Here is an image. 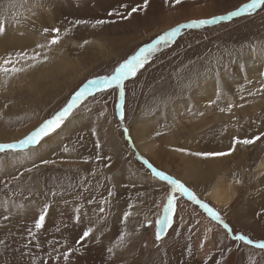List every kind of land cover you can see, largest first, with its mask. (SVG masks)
<instances>
[{
	"label": "rangeland",
	"instance_id": "obj_1",
	"mask_svg": "<svg viewBox=\"0 0 264 264\" xmlns=\"http://www.w3.org/2000/svg\"><path fill=\"white\" fill-rule=\"evenodd\" d=\"M246 2L182 0L176 5L171 0H150L146 9L125 20L109 13L126 15L143 0H0V18L6 22V30L0 32V60L8 53L17 59L15 52L25 49L29 54L34 49L43 54L45 49H36V45H46L54 35L43 34L48 27L60 29V42L47 48V55L61 46L71 62L51 74L45 72L47 61L38 63L44 71L37 80L38 70L31 69L25 71L30 79L16 75L0 81V143L25 136L63 107L84 82L110 74L120 61L165 30L193 19L227 15ZM98 19L110 22L95 25ZM77 20L86 23L77 25ZM250 62L262 72L249 75ZM207 84L213 85L209 94L204 92ZM262 86L264 9H258L251 15L182 30L174 43L124 82L123 120L116 108L121 102L119 90L97 92L38 146L0 153V264H14L26 251L34 256L35 250L47 257L46 261L33 257L32 264H45L52 255L54 264H63L60 261L68 248L74 250L69 258L78 260L77 264H84L92 252L97 256L90 258L91 264H148L151 259L156 264H264V251L235 241L186 197L179 198L172 226L157 241L155 222L163 214L170 186L154 178L137 159V154L147 157L134 145L140 135L138 126L149 121L153 124L149 136L165 144L168 168L174 172L178 162L175 172L179 177L163 168L168 163L163 160L158 169L182 180L215 210L205 191L213 187L218 175L233 184L239 179L236 197L217 211L233 233L264 240V178L260 181L261 176L255 174L264 155V137L247 148L237 144L226 156L194 155L227 152L233 137L250 139L264 133ZM177 113L182 119L192 117L191 131L184 126L188 124L185 120L182 126L171 128ZM125 129L131 140L126 139ZM185 147L186 156L198 160L203 168L205 162L215 161L216 172L205 168L198 177H189L187 172L182 178L177 149ZM45 207L44 225L37 230L35 220ZM125 212H129L126 219ZM88 227L93 233L77 245ZM65 239V244L59 243ZM112 245L120 258L111 255ZM176 249L178 255L173 253Z\"/></svg>",
	"mask_w": 264,
	"mask_h": 264
},
{
	"label": "snow or ice",
	"instance_id": "obj_2",
	"mask_svg": "<svg viewBox=\"0 0 264 264\" xmlns=\"http://www.w3.org/2000/svg\"><path fill=\"white\" fill-rule=\"evenodd\" d=\"M150 0H143L142 5H137L131 7L130 11H127L126 15H122L120 13H109V15H119L121 19H128L134 13L146 9L149 5ZM172 3L179 5L182 0H171ZM126 10L128 8L127 5H122ZM258 9H264V0H248V2L243 3L238 8L233 11L227 13V15H218L212 16L207 19H193L186 23L177 24L176 26L165 30L161 34L157 35L150 42L145 43L143 46L139 47L138 50L134 52V54L128 56L127 58L120 61L114 69L110 72V74L98 75L92 79H88L81 86L78 87L76 91H74L67 102L61 107L58 111H56L52 116L47 119H44L38 126L33 128L30 132H28L22 138L15 140L9 143H0V153H4L6 151L16 152L18 150L29 149L31 147L38 146L46 137H49L51 134L55 133L61 126L65 123V121L72 115L73 111L78 109V107L89 97H93L95 93H106L108 90L117 91L119 90V98L121 102L116 104V108L118 109V115L120 119L123 120L125 118V111L123 106V100L125 96V88L124 82L130 78L136 76L137 72L142 69L145 64L157 53L160 52L164 48H168L172 43L175 42L176 38L181 34L184 29H193L200 28L204 25L217 24L224 20H231L233 17H240L242 15L248 14L251 15L255 13ZM106 22L103 19H98L95 21V25H103ZM77 25L81 23H86V21L77 20L75 22ZM6 30V22L4 19L0 18V32ZM59 28H48L45 27L43 29V34L47 35L49 33H53L51 39L47 41V44H37L36 49H45V52L42 54L35 49L31 54L25 49L23 51H16L15 57L17 59H13V54L8 53L7 58L0 60V74L3 75H11L18 74L26 71L28 67H34L37 63L46 62L49 59L47 55V48H50L53 45H56L60 42L59 37ZM18 60H23L25 62L24 67H15V64ZM11 66V67H10ZM264 87V86H262ZM217 98L219 99V91L217 93ZM210 103L215 104L216 101L212 100ZM233 107L232 103L229 102L228 109L230 110ZM125 137L128 140H131L128 129L124 130ZM156 135H160V133H156ZM261 137H264V133H260L258 136H253L252 138H243L233 137L232 147L227 152H197L194 153L196 156L203 157H222L229 155L232 151L235 150L237 144L250 145L255 141L259 140ZM97 147L99 148V142L97 141ZM68 149L65 148V151ZM177 151L185 152L186 149H177ZM97 159H100L97 156ZM137 159L142 161L144 165L150 170L152 176L157 178L159 181L166 182L170 187L166 196V202L163 204V214L159 216L156 220V233L155 239L160 241L162 239V234L166 233L167 229L172 226L173 216L178 207V200L180 197H186L188 201H191L195 205H199L200 208L207 213L208 217L211 218L212 221L217 222L222 225V227L227 230L230 235H233L235 241L243 242L246 245L253 246L256 249L264 251V240H253L249 236L241 233H233L231 226L226 223L221 216V214L215 210L213 207L209 206L208 203L201 200L193 189L186 186L182 180L175 178L174 176L166 173L163 170L155 167L148 159L144 156L137 154ZM42 163H49V161H42ZM179 194V196L177 195ZM109 195L111 192L109 191ZM89 204L93 203L92 200L88 201ZM103 203V201H101ZM77 211V220H79V209ZM100 211L103 212L104 209L100 208ZM46 207L45 210L42 211L39 217L35 220V229L39 230L43 227L45 221ZM129 216V212L124 213V218L126 219ZM149 224L152 222L149 221ZM93 233V228H86L82 235L76 240V244L80 245L83 241L87 240L90 235ZM29 235L35 239V235L30 231ZM124 233H121L120 239L123 240ZM39 247V245H37ZM74 250L72 248H68L67 251L63 252V259L67 261L69 259V254ZM112 251V249H109ZM47 264V262H45Z\"/></svg>",
	"mask_w": 264,
	"mask_h": 264
},
{
	"label": "bare ground",
	"instance_id": "obj_3",
	"mask_svg": "<svg viewBox=\"0 0 264 264\" xmlns=\"http://www.w3.org/2000/svg\"><path fill=\"white\" fill-rule=\"evenodd\" d=\"M50 58L47 60L46 62V66H45V72L46 73H50L52 72V70H55V69H64L66 68L68 65H71V62L69 60V58L67 57V55L65 54L63 48L61 46H59V48L51 55H49ZM23 61V60H22ZM25 66V62L24 63H16L15 64V67H24ZM11 67V66H10ZM31 69H37L38 70V73L39 75H37L38 77L35 79L37 80L39 77L41 78V76H43V71L44 69L41 68L39 70L38 68V63L34 66V67H28L26 69V71L28 70H31ZM247 73L249 75H252L254 76V73H258L260 74L262 72V69H257V66L252 64V62L248 63L247 65ZM65 71V70H64ZM16 75H18L19 77L21 78H24L26 76V72H21V73H18V74H11V75H3V74H0V81H5V80H9L11 79L12 77H16ZM17 78V77H16ZM30 77L29 76H26V79ZM10 81V80H9ZM31 82V80H30ZM213 85H206L205 86V89H204V92L206 94H209L211 92V90H213V88H211ZM141 101V100H140ZM201 101V100H200ZM202 102V101H201ZM203 103V102H202ZM139 105V103H138ZM204 114V113H203ZM105 118V117H104ZM145 118V117H144ZM176 119V120H175ZM156 120V119H155ZM186 121L188 122L187 125H184L186 128H189V131H191L192 129L190 127H192L193 125V121H192V117H189V116H185L184 119H182V117H180V114L177 113L174 117V122L176 125H172L171 128H178V126H182V124L184 123L183 121ZM155 123V121H153ZM197 122V121H196ZM158 124V123H157ZM204 124V123H203ZM116 125V124H115ZM153 125V124H152ZM151 124H149V121H142L141 124L138 126L140 128V135L139 136H135L136 138H133L135 139L134 145H138L137 149L147 157V159H149L152 163H155L154 165L157 167V165H160V162L161 160L165 161V162H168L169 159H167V154L165 153L163 155V152L164 150L166 151L165 148H167L165 146V144L163 142H158L159 140H155L152 136H149V134L151 133V131L149 130V128L151 129L152 127ZM162 125V124H161ZM189 126V127H188ZM137 127V126H136ZM154 127V126H153ZM155 128V127H154ZM184 128V127H183ZM58 131V130H57ZM131 131V130H130ZM172 131V130H171ZM132 132V131H131ZM111 133V132H110ZM115 133V132H114ZM203 133V132H202ZM116 135V134H115ZM133 135V134H132ZM152 135V133H151ZM180 138V137H179ZM63 139V138H62ZM50 141V140H49ZM51 144V142H49ZM123 143V142H122ZM183 143V141H182ZM44 144V142H43ZM55 144V142H54ZM167 144V143H166ZM125 146V144H124ZM51 147V146H50ZM243 148H247L248 145H242ZM123 148V147H122ZM125 149V148H124ZM186 149V147H185ZM126 151V150H125ZM129 152V151H128ZM255 153H259V150L255 147V150H254ZM196 153V152H195ZM127 154V153H126ZM190 154V153H189ZM166 156V157H165ZM177 156V155H176ZM178 156H179V159L182 160V162L180 163V167H182V169L184 170V172L181 171L182 173V178L183 177H186V174L188 172V176L189 177H193L194 175L195 176H199L201 173H203L206 169L208 170H212V171H215L216 172V162L212 160V162H205V167L203 168V165H200L199 166V162L198 160H194V159H189V157L186 156V154L184 152H179L178 153ZM170 157V156H169ZM134 159V158H133ZM217 160V159H216ZM129 162V161H128ZM177 162V161H175ZM165 164V163H164ZM170 164V162L166 163V165L163 166V168H165L166 171H170V173L174 174L175 176L179 177L175 170L177 168V164L176 166H173V168L175 169L174 172H171V170L168 168V165ZM229 166V165H228ZM142 167V166H141ZM130 168V167H129ZM143 168V167H142ZM158 168V167H157ZM223 168V167H222ZM133 169V168H132ZM219 169V168H218ZM140 170V169H138ZM204 170V171H203ZM232 170L235 172V168H232ZM211 171V172H212ZM218 171V170H217ZM221 171V170H219ZM214 172V173H215ZM138 173V172H137ZM140 173V171H139ZM220 174V173H219ZM237 174H239V172H237ZM255 174L257 176H261L260 177V181L264 178V155L262 154V158L258 161V163L256 164V169H255ZM212 175V174H211ZM215 175V174H214ZM259 178V177H258ZM217 181L214 183L213 187L207 191H205V195L207 196V198H209V200L218 208L217 210H219L220 207H226V206H229V203L236 197L237 193H236V190L238 189V186L237 185H240V181H236L235 184H236V187H235V184L231 183V182H228L227 180H225L223 178L222 175H218V177L216 178ZM227 179V178H226ZM240 187V186H239ZM264 190V189H263ZM260 195V194H259ZM264 197V196H263ZM181 199V198H180ZM179 199V200H180ZM179 203V202H178ZM182 203V202H181ZM183 205V204H182ZM187 206V209L190 208L192 211H197L194 207H188V205H185L184 204V207L186 208ZM214 206V207H215ZM178 213V212H176ZM176 216V215H175ZM199 217V216H198ZM184 220V219H183ZM201 220V219H200ZM205 220V219H204ZM204 224V222H201ZM142 225H143V222H142ZM56 230V229H55ZM12 234V233H11ZM60 236V234H59ZM17 241L20 240L19 238H16ZM47 239V238H46ZM65 242H67V240H59V243L61 244H65ZM59 243H57L56 245L57 246H61ZM31 244V243H30ZM2 247V246H0ZM5 247V246H3ZM112 248H113V253H111V255H116V253H118V251H116L114 248L115 246L112 245ZM20 250V248L18 249ZM118 250V248H117ZM126 251V250H125ZM119 252H122V251H119ZM204 252H205V249H204ZM174 255H178L179 254V251L176 249L173 251ZM123 254V253H122ZM126 254V253H125ZM94 256H97V253H94L92 252V254L89 256L90 258H93ZM117 257L120 258L121 255H116ZM155 256V255H154ZM38 258V257H43V261H46V257L47 255H42V254H39L37 250H35V254L34 256L32 255V252H27L26 251V254H24L23 256L19 257L16 262L14 264H32L34 262V258ZM54 255H52L50 261L47 262V264H54ZM158 257V256H156ZM90 258H87L85 263L84 264H91L92 260ZM155 260V259H154ZM161 260V259H160ZM150 262L148 264H156V263H153L152 259L149 260ZM60 262H63V264H77L78 263V260L76 259H72V258H69L67 261H65L63 259V255H62V260ZM148 262V261H147ZM59 263V262H58ZM165 263V261H164ZM160 264V263H159ZM162 264V263H161Z\"/></svg>",
	"mask_w": 264,
	"mask_h": 264
},
{
	"label": "crops",
	"instance_id": "obj_4",
	"mask_svg": "<svg viewBox=\"0 0 264 264\" xmlns=\"http://www.w3.org/2000/svg\"><path fill=\"white\" fill-rule=\"evenodd\" d=\"M175 117V116H174ZM174 117L172 118L174 120Z\"/></svg>",
	"mask_w": 264,
	"mask_h": 264
}]
</instances>
